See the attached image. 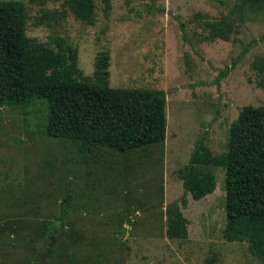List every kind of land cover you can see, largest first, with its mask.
I'll use <instances>...</instances> for the list:
<instances>
[{"label": "rangeland", "instance_id": "obj_1", "mask_svg": "<svg viewBox=\"0 0 264 264\" xmlns=\"http://www.w3.org/2000/svg\"><path fill=\"white\" fill-rule=\"evenodd\" d=\"M244 1L110 0L105 12L93 0L86 24L66 0H0L23 5L27 38L76 53L77 80L95 83V63L106 56L108 87L165 93L161 143L96 146L80 162L75 142L44 134L41 100L0 107V264H259L244 242L222 237L223 168L196 167L215 184L198 200L182 196L180 180L197 147L224 153L242 107L264 106V10ZM69 180L66 259L55 260L32 229L57 223ZM181 197L186 237L169 239L165 207Z\"/></svg>", "mask_w": 264, "mask_h": 264}, {"label": "trees", "instance_id": "obj_2", "mask_svg": "<svg viewBox=\"0 0 264 264\" xmlns=\"http://www.w3.org/2000/svg\"><path fill=\"white\" fill-rule=\"evenodd\" d=\"M66 1L78 20L92 23L93 0ZM99 1L108 11L110 0ZM244 3L250 11L264 10V0ZM24 18L20 2L0 3V107L28 106L35 99L41 100L45 107L44 134L75 142L79 162L96 146L128 152L164 140L162 90L108 87L106 56L95 63V83L77 80L81 73L76 53L65 56L27 38ZM215 37L227 39L221 33ZM200 165L223 168V239L244 242L248 254L264 264V106L240 109L228 125L223 154L213 156L202 146L192 152L180 170L182 196L189 194L198 200L214 190L213 175L200 174L196 169ZM71 183L69 180L59 203L57 223L53 227L42 225L40 232L35 226L32 229L35 237H47L41 246L47 258L66 259L62 245L67 237L65 216ZM183 206L181 197L165 207V234L169 239L186 237L180 211ZM33 264L39 263L34 260Z\"/></svg>", "mask_w": 264, "mask_h": 264}]
</instances>
